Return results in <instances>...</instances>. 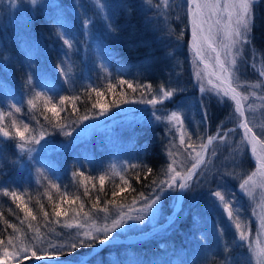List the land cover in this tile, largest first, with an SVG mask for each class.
<instances>
[{"label": "snow or ice", "instance_id": "snow-or-ice-1", "mask_svg": "<svg viewBox=\"0 0 264 264\" xmlns=\"http://www.w3.org/2000/svg\"><path fill=\"white\" fill-rule=\"evenodd\" d=\"M149 5H152L153 0H147ZM264 3V0H186V16L189 18L190 33H191V49L195 57V63L202 65V69L198 70L195 75L199 85V91L204 94L206 91L214 93L217 97L227 98L231 101L233 115L235 118V127L224 128L221 123L218 125L216 132L213 135L206 137H197L193 141L192 136L185 130L184 118L181 112L172 111L166 115L157 114L159 109L154 111L152 115L155 120L167 122L177 126L179 133L177 147L175 139L171 142L172 147L168 151L169 162L161 175L163 179H152L150 186H154L155 190L151 196H146L143 192L138 193V198L133 197L130 203H123L116 200V197L121 193L131 189L135 192L132 184L126 178L127 169H141L143 171V178L148 179L152 175L153 169L146 165L139 163H128L122 165L117 171L115 167L112 169V175L119 177V184H113L111 196L112 199L104 200L101 203V197L97 195L91 207L86 210V206L79 195L74 198L70 197L68 193L62 192L59 202L52 203V215L56 218L61 216L68 217L71 212L73 215L69 220L64 221L62 227L68 229H75L72 238L67 241L57 242L52 239L48 233L41 231V224L38 222V214L29 207L25 201L24 195L16 190L10 188H2L3 194L10 197L20 212H23V219L19 220V225L11 223L3 219L0 214V220L6 226L4 229L5 235H0V264H84L82 260L75 257L80 248L96 249L97 246H104L114 241V234L123 232L134 228L137 224H143L156 217L160 212V205L162 198L166 192L178 191L185 192L199 186L201 184V177L208 171V150L214 143L225 144L229 138L235 133H239V143L243 144L245 148L250 147L251 155L255 158V170L250 172H238L240 162L237 156H233L231 170H224L219 173L221 179L229 177L238 180V188L241 193L256 200L257 194L260 195L259 207L261 213L258 217L259 231L253 237L250 231L249 222L242 220L240 216V209L236 206L234 199L235 193L229 192L225 187H218L211 190L208 196L212 198V204L218 207L226 215L235 230V242L238 248H244L246 255L240 258L229 260L227 256L223 257V264H264V240L260 239L261 234H264V123L254 124L255 117L250 114L254 112V103L245 107V102L250 98L260 99L264 103V95H258L256 89H264V81L250 83L241 80L240 71L247 60L252 61V67H255L257 56L255 51L251 52L249 57H245V49L252 44L251 34L254 28L255 8L256 5ZM32 5L37 4V0H31ZM97 14L106 17L107 21H111V16L106 11L108 5L106 0H96ZM157 8L163 6L167 9L170 6V0H160L154 5ZM44 7H52L57 10L60 5L56 4L54 0L51 3L44 5ZM56 23L61 25L62 32L59 34L63 44L72 49L76 41V34L71 31L66 25L62 23V13L57 12L53 16ZM93 27V21L90 18L81 20V34L85 30ZM178 39L182 36H178ZM67 55V53H65ZM261 68L259 70V77L264 78V57L260 58ZM103 66V65H102ZM57 71L63 77L65 84H71L69 77L70 68L66 70L62 65L57 66ZM206 84L210 86L205 87ZM28 83L32 84V78H28ZM120 85H127L129 89L136 91L137 87L141 88L142 98L136 103L147 104L156 109L157 105L163 104L165 101L171 99L176 89H168L160 86L155 92L152 91V85L134 86L132 83L124 79H119ZM39 87V85H37ZM107 88L115 91V86L109 82ZM253 89V92L248 95L245 94L247 89ZM51 91V90H49ZM86 92H94L96 97H102L104 91L97 89L94 86H89L85 89ZM54 96L58 99V104L53 102ZM54 96H49L47 92L35 91L32 96L27 99V105L35 109L37 107L36 101H43V112H51L57 119L55 121L49 120L47 116L44 117L48 121L49 127L57 128L64 132L66 136H71L72 133L67 130V125L62 123L59 119L60 112L67 109L62 107L68 102H71L75 108V102L80 99L79 96L60 95L59 92L54 93ZM147 96L148 98H143ZM123 103H133L122 97ZM20 104H23V99ZM119 107L120 101H113ZM93 109H98V116H106L109 108L100 100L97 99L92 104ZM9 111L7 113L0 111V138L4 140L14 141V148H18L20 153H28V160L35 159L33 153H43L49 147L50 143L46 139L45 130H37L30 128L29 124L22 120L17 121L14 113H21L22 107L16 103L8 105ZM5 116L11 117L10 127L4 126ZM208 117L207 110L202 111V120L206 121ZM97 116L89 117L85 114L79 117V122L84 123L90 119H95ZM89 128L85 125L84 129ZM79 134V133H78ZM238 154V146H234ZM175 149V150H173ZM191 149V151H189ZM3 149H0L2 153ZM212 156L216 155V149L213 148ZM183 157V158H181ZM185 161H191L186 163ZM40 164V160H36ZM42 167L44 165H41ZM73 177H83L84 180L91 179L86 176L83 171L72 173ZM105 175L98 177L100 184V191H104ZM136 180L141 179L140 171L136 172ZM83 186V195H89V188L83 181L80 182ZM49 186L55 188L60 192V185L50 181ZM93 187L95 185L93 184ZM179 206L182 196L174 198ZM48 200L51 202L52 197L49 195ZM67 201L69 205H76L77 207H69L65 209L62 207ZM38 212L42 215L47 227L52 221L49 220V212L45 211L44 205L39 203ZM102 214V215H101ZM255 215V213H253ZM55 223L60 224L59 219ZM218 237L224 235V228L220 225L214 226ZM7 229H11V233H7ZM51 231L54 232V229ZM57 236L62 233H56Z\"/></svg>", "mask_w": 264, "mask_h": 264}, {"label": "rangeland", "instance_id": "rangeland-1", "mask_svg": "<svg viewBox=\"0 0 264 264\" xmlns=\"http://www.w3.org/2000/svg\"><path fill=\"white\" fill-rule=\"evenodd\" d=\"M51 2L52 0H37V4L32 5L31 0H0V27H2L1 29L3 32H11L17 35L18 33L22 34L21 30L27 32L30 25L36 24V22L40 19L47 24L49 27L48 29H50V38L45 37L46 34L48 36V31L41 30L40 36L37 39H30V41L34 44V53L38 56V58L35 59L38 64V69L45 67L49 68L48 72L42 73L40 80L42 81L45 78L51 80L54 85H57L56 88L59 86V90L71 89L81 91L86 94V100L90 101L92 105L98 97H96L94 93L93 98L90 96V93L85 91V89L90 85L96 88H101L102 86L108 84L111 79L112 64L106 58L104 52L100 49L99 31L96 27V23L98 24L100 20L102 22H106V25L103 26L108 30L109 22L106 20L105 16L97 14L96 0H72L73 7L71 8V11L68 8L61 6V2L59 0H54L56 4L61 6L59 10L52 7H44V5ZM159 2L160 0H153L152 5L150 6L155 7L154 5ZM172 3L173 0H170V5H172ZM168 8L165 9L161 6L160 8L156 7L155 9L158 10L157 13H161L163 16L164 14L167 15L166 12ZM58 11L62 13V23L76 34V41L74 42L72 49H68L60 38L59 34L62 32L61 25L56 23L53 19V16L56 15ZM106 11L109 14V7ZM85 18H90L93 21V27L89 30H85L82 35L81 20ZM251 38L252 44L246 47L245 57H249L251 52L254 50L257 56V62L255 67H252V61L250 59L247 60V63H245L241 68L240 77L243 81L256 83L264 81V78L259 77V71L257 68L258 64L262 66L260 58L264 57V52L254 45L253 31ZM49 41L50 47L53 48L51 51L50 48L49 50L45 49L46 42L49 43ZM2 45L3 42L0 39V50H2ZM65 53H67V55H65ZM27 55L28 54L26 53L25 56ZM11 57L12 56L9 57V55H6L3 61H9V65L12 70V68H16V66L11 60ZM32 61L34 65V60ZM194 61L195 57L191 49L190 66L192 77L197 87V98H194L193 95L189 94V96H182L180 99H176V95L179 93L176 91L171 99L165 101L163 104L157 105L156 109H153L150 105L135 102L142 98V93L136 98L129 100L134 101L133 103L119 104V107L116 105L111 106L110 104H106L102 100V102L109 108V112L106 116L99 117L98 109H93L91 107L92 110L87 115H89V117L97 116V118L90 119L84 123H80L78 119H76V121L71 119L64 122V124L67 125V130L72 133L71 136H66L64 132L57 128L49 127L48 121L45 120L44 117L47 116L49 120L54 121V116L51 113L50 116L45 115L47 112L42 111L43 101L37 100V107L35 108L37 112L30 116L32 123L29 121V126L30 128H35L37 130H45L46 139L49 141L50 147L43 153H33L32 155L35 159L29 161L28 153L22 154L18 148L13 147V144L15 143L14 141L0 138V149H3L2 153H0V189L10 188L11 190L18 191L20 188H25L26 185H29V183L34 185L35 189H42L44 186V178L49 177L50 175L71 176L69 180L71 183V189L81 194H83L84 189L80 182L83 181V183L87 184L88 187H93L94 184V188L99 189L100 184L98 177L100 175L108 174L106 176L104 186H108L110 181L119 184V177L111 174L112 169L115 167V169L119 171L122 165L136 163V161L140 158V156L133 150L134 143L132 140V129L134 127H137L138 129L146 124L166 126L168 132L170 133V148L172 147L171 142L174 139L178 147L179 133L177 131V126L174 124H168L166 121L162 122L155 120L152 113L157 109H159L157 114L160 115H166L172 111L181 112L184 118L185 130L189 135H191L192 130L190 125L197 123V113L200 111L202 114L204 109L207 110L208 117L204 122L209 126L211 113L213 112V98L221 100V98L217 97L214 93H209L207 91L204 94L200 93L195 73L198 70H201L203 66H198ZM60 65H62L66 70L70 68L69 77L71 79V84H65L63 77L58 73L57 66ZM21 70L18 71L19 74H22L23 71ZM41 77L43 78L41 79ZM103 83L106 84L103 85ZM205 87H210L206 84V80ZM156 90L157 89H152L153 92ZM255 91L258 95H264V89H256ZM252 92L253 89L249 88L246 90L245 94L250 95ZM143 98L147 99L148 97L144 96ZM253 103L255 105V110L250 115L255 117V120L253 121L254 124L264 123V103H262L260 99L252 97L249 101L245 102V107L247 108L248 105ZM35 109L30 108L31 111H34ZM22 114L14 113L17 121L22 120L26 123V119L23 118ZM232 117L231 119L234 121L235 118L233 119ZM11 119L12 118L8 116H5L4 119V126L8 127L10 131ZM214 120L216 119L214 118ZM36 121L41 122V126H39ZM85 125H89V128L81 131V129L85 128ZM199 136L200 134H197V137ZM196 140L197 138L194 136L193 141ZM97 146L98 149L102 148L105 151L104 156H101L100 153L96 154ZM234 146H238V154ZM213 148L216 149L215 156L211 155ZM189 151H191V149H189ZM246 153L248 155L249 164L244 159V155ZM70 155H82V160L80 161V159L76 158L75 162L78 163L77 166L71 171L66 172L64 169L67 167L69 168L70 165L72 167V164L69 165L65 162ZM94 155V159L97 160L96 163H89V161L86 160V157H93ZM234 155L237 156L241 165L240 168L237 169L238 172H250L255 170V163L250 155V147L245 148L243 144H240L239 133H235L229 138L227 143H214L211 147L207 158L208 171H206L205 175L200 178L201 184L199 186L194 185L192 189L186 191L183 207L174 221L166 224V222L169 221V216L176 204V200L174 198L177 197L178 191H170L164 194L160 205L161 210L156 217L145 221L143 224H137L134 228L114 234V239H120L156 230L155 234L148 241H158L167 237L179 225L184 223L187 220L188 214L192 208H197L199 209L200 214L204 217L209 232H212V238L208 239L204 237L202 233L198 236L193 234L194 240L198 243V246L194 248L195 250L193 251V256H191L189 260L187 259L188 256H184L185 258L183 259L175 258L173 260L164 261L155 260L152 263H145L142 262V260L129 261V259H125L122 264H213L212 261L215 257V253L212 250L213 245L219 249L218 255L222 258L220 264H223L224 256H227L229 260H232L246 255V250L244 248L237 247L235 242V230L232 226H230V222L226 215L220 208L215 207L212 204V198L208 196V193L211 190L217 189L218 187H225L229 192L233 193V188H236L238 194L236 195L235 193L234 197L236 200V206L240 209V216L242 220L245 222H251L249 228L253 237H255L256 233L259 231L258 217L261 213V208L258 206L260 203L259 193L257 194L256 200H252L241 193L238 188V180H234L229 177L221 179L219 175V173L224 170H231L230 165L232 164V158ZM36 160H40L41 163H36ZM185 162L191 163V161ZM41 165L44 166L42 167ZM88 168H92L94 171ZM84 169L88 171H83ZM62 170L65 171L64 174H61ZM77 171H83L86 176L89 175L88 177L91 179L84 180L83 177H73L72 173ZM92 171L93 173L91 174ZM129 171L130 169L126 170V178ZM25 190L27 189L25 188ZM154 190L155 188L153 191ZM42 191L44 190L42 189ZM152 192L146 196H151ZM2 197H5V195L3 194V191H0V198ZM10 200L12 201L11 198ZM253 213H255V215H253ZM72 215L73 214L71 213L68 217L63 219L54 217L55 220L59 219L61 223L57 224L54 220V223H49L47 227L44 226L45 222L42 223L38 221L41 224V231L48 233L50 237L57 242L67 241L72 238L76 230L62 227V224L64 221L69 220ZM217 224L224 228V235L222 237L217 236L216 229L214 227ZM52 229H54V232L51 231ZM56 233H62V235L57 236ZM260 239L264 240V234H261ZM114 245L121 246L120 244ZM98 247L99 246H97V248ZM87 249L88 253H80V251ZM96 249L80 248L76 253H74V255L79 256L82 261L91 260L93 258L92 255L95 252L94 250ZM187 254L189 255V253ZM90 256L92 257L89 258ZM109 262L111 261H107L102 264H121L117 261H112L111 263ZM29 264H31V262H29Z\"/></svg>", "mask_w": 264, "mask_h": 264}, {"label": "trees", "instance_id": "trees-1", "mask_svg": "<svg viewBox=\"0 0 264 264\" xmlns=\"http://www.w3.org/2000/svg\"><path fill=\"white\" fill-rule=\"evenodd\" d=\"M59 1L61 2V6L71 11L73 7L72 0ZM106 2L109 5V15L111 16V21H108L109 29L104 28L103 25H106V22L100 20L99 25L96 23V27L99 31L100 49L112 64L110 82L115 86V91L107 88V82L103 83V85H106L97 89L103 90L104 95L98 97V99L103 100L106 104L115 106L113 101H120V104H123L122 97L131 100L142 93L140 87H137L136 91H133L127 85H120L118 83L119 79L127 80L134 86L151 84L152 89H158L160 86L176 89L179 92L176 95V99H180L182 96H189V94L197 98V87L194 83L190 66L191 33L189 18L186 16V0H173L172 5L169 6L166 12L167 15L164 14L163 16L161 13H157L158 10L155 9L156 7L148 5L146 0H106ZM255 11L256 18L253 28V43L264 52V3L258 4ZM44 24L40 19L36 24H31L27 32L21 30L22 34L18 33L17 35L11 32H3L2 27H0V39L3 42L2 50H0V110L8 112V105L16 103L22 107L21 114L23 113V118L29 124L31 122L30 116L37 112L36 109L31 111L27 105V99H29V96H32V92L44 91L49 96H54V93L59 92L60 95L80 97L75 102V108H73L71 102L62 106L67 110L61 111L59 117L62 123L71 119L76 121V119L85 114H89L92 110L90 101L86 100V94L71 89L59 90V86L56 88L57 85H54L51 80L47 78L42 81L40 80L42 73L48 72L49 68L38 69V64L35 60L38 56L34 53V44L30 39H37L40 36L41 30L48 31V36L46 34L45 37L50 38V29H48L47 24ZM178 36H182V38L178 39ZM47 42L45 49L49 50L50 48L51 51L53 48L50 47V41L49 43ZM26 53L28 54L27 56H25ZM6 55H9V57L12 56L11 60L18 69L13 67L11 70L9 61H3ZM32 60H34L35 66ZM19 70L23 71L22 74L18 73ZM29 77L32 78V84L28 83ZM90 96L94 98V92L90 93ZM22 99L23 104H20ZM213 100V112L210 117V125L205 124L202 120V114L199 111L196 116L197 123L190 125L192 139L194 136L197 138V134L203 137L213 135L221 123L225 129L235 127L236 121H232L231 119L232 116L234 119L231 101H228L227 98H223V102L215 98ZM53 102L57 103L58 108L61 107L55 96ZM50 113L47 112L45 115L50 116L52 114ZM54 119L56 120L57 118L54 116ZM36 123L41 126V122L36 121ZM132 131L133 150L140 156L136 163L152 168L153 172L148 179H144V170L130 169L127 178L130 180L135 192L129 189L116 197L117 201L123 203L131 202L133 197L138 198V193L140 192L149 195L154 189V186H150V181L152 179H163L164 177L161 173L169 162L170 133L166 126L146 124L138 129L134 127ZM97 153L104 156L105 151L102 148L98 149L97 146ZM94 157L95 155L93 157H86V160L89 163H96L97 160ZM76 158L81 161L82 155H70L65 160L69 165L72 164V167L71 165L69 168L65 167L66 169L64 170L66 172L71 171L77 166L78 163L75 162ZM244 159L249 164L247 153L244 155ZM88 169L94 171L92 168ZM64 170L61 171V174L65 173ZM83 171L88 170L84 169ZM137 171L141 173L139 182L135 178ZM70 178L71 176L69 175H50L44 178V186L42 188L44 191L42 189H35L34 185L30 183L25 187L27 190L20 188L18 191L21 192L22 190L21 194L24 195L25 201L38 214V221L42 223L44 221L42 215L38 212L39 204L37 200H39L40 204L44 205L45 211L49 212V220L52 221L51 223H54L55 218L52 215V203L59 202L62 192L66 191L72 198L79 195L85 203L86 210L91 207L97 195L101 197V203L104 200L112 199L111 191L113 184H116V182L110 181L108 186H104V191L102 192L100 188L88 187L89 195L84 196L71 189ZM50 181L60 185V192H57L55 188L49 186ZM233 190L238 195L236 188H233ZM49 195L52 197L51 202L48 200ZM0 199V214H2L3 219L19 225L17 217L23 219V212L19 211L16 203L12 202L10 197L5 196ZM77 206L78 204L69 205L67 201L62 205L65 209L69 207L75 208ZM59 218L63 219L65 217L61 216ZM5 227L3 221L0 220V235L6 234L4 232ZM7 233H11V229H7ZM201 233L208 239L212 238V232H209L207 223L200 214L199 209L192 208L187 220L167 237L158 241L150 240L137 245L107 246L86 264H102L107 261H117L122 264L125 259H129V261L142 260L145 263H152L155 260L183 259L185 258L184 256H188L187 259L189 260L193 256L194 248L198 246L193 234L198 236ZM212 250L215 253L212 263L220 264L222 258L218 255L219 249L213 245ZM87 251L88 249L82 250L80 253L86 254L88 253ZM75 257L79 258L76 255Z\"/></svg>", "mask_w": 264, "mask_h": 264}, {"label": "bare ground", "instance_id": "bare-ground-1", "mask_svg": "<svg viewBox=\"0 0 264 264\" xmlns=\"http://www.w3.org/2000/svg\"><path fill=\"white\" fill-rule=\"evenodd\" d=\"M257 68H258V71H259L260 68H261V66L258 64V65H257ZM213 145H214V144H213ZM213 145H212V146H213ZM212 146H210V148H209V150H208V155H209V151H210V149H211ZM207 158H208V156H207ZM185 194H186V191L183 192V193L178 192L177 197L182 196L183 199L180 201L179 206L177 205V202H176V204H175V206H174V209H173L171 215L169 216L170 219L173 220V221L178 217V214L180 213V211H181V209H182V207H183V202H184ZM147 234H148V233H147ZM147 234H146V235H147Z\"/></svg>", "mask_w": 264, "mask_h": 264}, {"label": "water", "instance_id": "water-1", "mask_svg": "<svg viewBox=\"0 0 264 264\" xmlns=\"http://www.w3.org/2000/svg\"><path fill=\"white\" fill-rule=\"evenodd\" d=\"M250 155H251V152H250ZM251 158L255 161V158L251 155ZM172 220H170V222H171Z\"/></svg>", "mask_w": 264, "mask_h": 264}]
</instances>
